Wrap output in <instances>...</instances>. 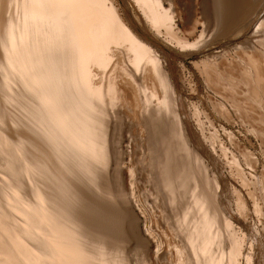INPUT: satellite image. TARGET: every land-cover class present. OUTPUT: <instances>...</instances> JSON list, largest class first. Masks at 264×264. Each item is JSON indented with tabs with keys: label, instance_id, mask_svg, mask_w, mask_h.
Masks as SVG:
<instances>
[{
	"label": "rangeland",
	"instance_id": "obj_1",
	"mask_svg": "<svg viewBox=\"0 0 264 264\" xmlns=\"http://www.w3.org/2000/svg\"><path fill=\"white\" fill-rule=\"evenodd\" d=\"M16 1L17 3H15V0H7V1L0 0L1 3L0 24L1 25L2 24L5 25L6 23L8 24L5 25L6 27L5 30L3 28L4 26L3 27L0 26L1 31L4 30L3 31L4 33L2 32L3 34H1L0 31V37H1L0 39L2 38H4V40L8 39V42L6 43L2 42L3 39L1 40V47L3 48H0V50L5 51L6 54L9 52V54H7L9 56L12 51L13 55L10 56L11 59L9 63H11L12 58L13 60L14 59L16 60L24 59L25 61L28 60L29 56L35 54L37 51V49L35 51L33 48L34 45H37L39 37L41 36L42 39L44 38L43 37L44 35L40 31H39L40 33H38L37 31L35 33L34 31L26 32L25 30L26 28H24L23 26L26 25V23L29 21V17L25 16V14L21 15L22 13L19 12L21 10L23 12L25 11L23 9L25 6L24 0L23 1L19 0L22 2V3L20 2L21 4L18 3V0ZM101 1L102 2L104 1L103 8H111V7L115 8V11L120 17L121 21L123 20L124 24L125 25L127 24L126 26L129 27L131 30H133V32L137 36H139L148 47L152 49L151 51L153 55L156 53L155 55L160 57L159 59H163L165 60V62L167 61L165 66L167 72V78L168 81L170 80L169 81L170 86H172L170 88L174 90V91L172 90V92L174 93L173 97L176 96L178 99V104L182 112L181 117L185 122L186 129L184 130L186 131L184 132L186 133L184 134V137L187 135L186 136L187 138L183 137L184 138L183 140L184 141L187 140L188 142L185 141V144L182 143L181 146L183 147L186 145V147H188L187 148L188 150L185 149L186 147L183 148L185 153L183 152L182 155L185 157L187 153L186 151H189L188 154L190 156L188 155L189 159L186 156L184 158V161H186L187 159L190 161L191 167L195 169L194 172L197 175L200 174L198 175L199 178L201 177L203 179V176L205 175L206 172L207 178L210 181H212V183H214L213 179L217 180L218 187H216L214 184L211 183L210 186L207 188V186H204L202 183V188H205L207 190V191L205 190L206 193H209V195H211L212 197L211 199L213 203L215 200L216 204L215 203L214 204L216 206L218 205V207H222L223 205H226L228 207V213H227L228 221H229V222L227 221L228 225L224 223L225 222L224 214H222L220 211L219 214L220 215L222 214V216L220 215L217 216L216 219L217 221L215 222V226H216L215 228L220 230V234H219L220 236H217L218 240L216 239L217 243L216 245L213 246L214 250L212 248L214 257L216 259H220V260L222 259L221 261L224 262V263L220 262L219 264L221 263L227 264L230 257L229 256L230 252H228L227 250L230 249L229 251H232L234 254L237 252L240 253L239 255L235 254L237 255L238 262L240 264H247L246 258L248 255L252 257V261H253L252 264H264V43H263L264 28H262L264 27V0H243L244 5H242L243 6L241 7L242 9H239L238 14L234 17V21L231 22L232 25L229 23L230 21H228V25L226 26L224 25L215 26L214 23H212L210 26L206 25L207 30H205V32L203 31V28L205 27L204 24L205 21L207 20V16L210 12L214 13L212 8L213 6L212 0H172L174 6V14L169 20L170 28L164 24L155 23L153 18L151 19L150 17H148L147 7L138 0H101ZM157 1H159V3L165 9L168 8L169 6L168 0H157ZM18 4H20V6H18ZM18 8H20V10H18ZM16 9L17 12H14V10L16 11ZM213 15L214 14H212V16ZM6 16L8 19L5 18ZM93 17H95L97 21L98 15L94 14L93 16L90 17L91 18L90 23L92 22L93 24H95L96 21L95 18ZM9 19H12L13 21L11 20L10 23L8 21ZM1 20L2 21L6 20V23L4 21L2 22ZM16 22H19L18 23L19 25ZM93 24L91 26H93ZM16 25L18 26L22 25L20 29L22 28L24 29L20 30L19 27ZM7 26L10 29L13 28L14 29L9 30L7 29L8 28ZM10 26H12V28ZM225 27L228 28L225 29ZM137 28H140L142 30V33L137 31ZM211 29H214L215 31ZM19 31L21 32V34H23L22 37ZM175 31H178V33ZM202 31L203 34H201ZM28 34L29 36H32L31 34H33L35 37L32 36L31 37L32 39L28 41V39L30 38L29 36L27 37ZM10 39L12 40V42H10L11 41ZM34 39L37 41H35ZM32 40H34V42H32ZM178 41H183L182 44L183 43L184 44L182 45ZM124 42L115 41V40L109 42L108 44L109 46L107 45L106 48L108 59L106 60L105 64H103L102 66L101 64L95 62L94 59L92 58L88 59L89 62L87 63V67H89L87 70L89 74L86 72L88 75V80L91 85L94 84L95 86L101 88L102 91L101 98L103 99L102 103L103 106L106 107L105 109L106 112L108 113V117H110L109 122L107 120L106 123L105 120L106 123V124L104 123L105 131L103 130L104 133L106 132L107 135V136L105 135L106 137H104L106 138V142H107V144L104 147L108 148V150H105V154L107 151L108 152L104 156H107V158L105 157H104L105 159L103 158L105 162L99 161V165L103 166L102 168H104L103 169L104 173H103L102 168L100 167L101 172L105 174V176L107 175L106 179L103 177L104 178L103 180L109 183L110 186L112 185L110 189L115 191L117 188L118 189L117 193L119 189L123 187L122 189H124V191L128 195V200L130 199L129 207L132 209V213L134 217L136 216L135 218H137L138 233L143 238V240H146L147 242L146 244L147 248L145 250L144 242H143L144 245L143 246L141 245L142 247H144L142 249L141 246H138L137 245L138 243H136V241L138 242V238L137 239L136 237L131 238V241L127 246V249L129 250L128 256L130 257L129 264L131 263L132 264L134 263L135 264H140V263L141 264H187L188 263L189 264L191 263V261H194V257L192 256V253H190L192 252V248L190 249L189 242H187L186 239L189 226L185 224V221L183 220V216L181 215V213L184 212L185 209L189 210L190 212H194V209L192 207L193 200L191 199L189 192H187V194H183L184 192L181 193L183 189H178L175 193L174 201H170L169 193L166 192L164 188H161L160 183H159L160 185H157L160 176L157 174L159 173V169L157 167L156 157L157 155L161 154L162 150L160 152V150L157 149L160 148L159 144L156 147L154 145L155 142L153 143L152 139H151L152 142L148 140V136H149L148 128H150V126L149 125L144 126V124H142L144 123L143 122L144 111L142 106L147 104L146 103L147 100L145 102V99L151 98L150 100L155 105L156 99L162 96V92H161L162 87H160V84L158 83L159 82V80L157 79L158 75L155 74L154 67H152L150 64H147L146 62H143L145 60H143L140 63L141 67L137 68L136 70L135 66L137 62L133 60L130 49L126 47L127 42L125 43ZM192 42L194 43V45ZM13 43L14 45H12ZM3 45H6L7 47ZM31 45H32L31 49L33 50L31 49L29 50ZM23 47L25 48L23 49ZM27 50L30 51V53H28ZM3 51L2 53L1 52L0 53L4 55L5 53ZM31 51H33L32 52L33 54L31 53ZM24 56L25 58H23ZM3 58H0V60L1 59L3 60ZM90 62L92 64H90ZM29 64L26 63L23 67H21L22 69H24V71L20 70L19 72L17 69H15V72H13V74L17 75L18 77L20 76L19 74L21 73L25 77L23 78V76H20L19 78L21 79L15 77L17 78L19 85L24 82V79H26L25 81H27L28 79L27 77H29L28 70L32 68V67L30 68L31 65L29 66ZM11 67L9 66V68ZM11 71H14V68L13 69L11 68ZM30 71L32 72V69ZM89 76L91 79L89 78ZM25 83L26 82L21 84L20 87H18L19 85L15 86V90L18 91L20 95H22L21 96L22 99L25 100V102L27 101V104L24 105V107L26 108H23V110H26L24 111L25 113H22L23 111L22 109L18 111L17 106L14 103L3 104V102L0 101L4 106L8 105L7 106L8 108L12 106L11 107L12 111H10V109H6L7 108L6 106H5L6 108L3 105L0 106L2 107L0 111L6 113L4 121H7V122L3 121L4 123L2 124H4V126L6 127L8 125L7 128L6 127L4 128L3 125L0 123V125H2L0 126V128L1 131L3 130L2 132H4L5 129H7L8 132L7 131L5 132L9 133L10 135L13 134L12 132H15L14 134L17 135V132L19 133L21 131L20 132L21 134L20 133L18 134L19 136L25 137L26 135H28L30 137L33 135L32 133L31 135H29L30 131L27 129L28 126L30 127V125L32 126V124L30 123V125H28L29 119L28 117H25L23 115L26 113H27L26 115H29L30 111L31 112L33 111L34 103L36 102V101L34 102V100H36V97L33 94H36V92L39 93L38 91L40 89V86L37 85L38 84L41 85V84L35 83V86L37 88L36 90L35 86L33 85L34 83H32L31 86L32 85L34 86L33 88L34 93H32L33 90H30L32 89V87L29 86L28 87L29 89L26 88L28 85L26 84L27 86H25ZM138 85L140 88L138 87ZM44 86L41 85V89L44 88ZM141 87H143L142 91H141ZM166 91H168V89ZM28 100L30 104L34 102L32 105L33 109L30 108L31 106L29 107L30 104H28L29 103ZM27 108L28 109L30 108L29 113ZM17 115L23 116L24 122L22 123V127L21 124L20 126H18L19 124H14L13 120H11L14 116L16 118ZM8 117H10L11 119ZM111 117L115 118V120L111 119ZM9 120H11V122ZM11 123H13V125ZM176 124H177L176 126L177 131L183 127V125L181 126V124L179 123ZM14 125L16 129L17 127L18 128L20 127L18 129L19 131L16 129L13 130ZM11 130L12 132H10ZM22 131H28V132L27 133L24 132L26 134L25 135ZM3 134L0 132V139H2L0 141V145H2L0 146L1 159L3 154L2 152H4L3 155H5V158L4 156L3 158L6 159V156H8L9 159L8 157L7 159L10 162H15L17 166L21 165L20 161L22 162L23 166L25 165V163L27 164L30 146L24 144L26 147H23L24 145L22 146L21 148L22 153L20 155L19 153L14 154L15 151L12 153L13 149L11 147L10 150L6 144L4 145L2 144L4 143ZM9 134L7 136L13 138V135L9 136ZM28 136H26V138ZM174 139L173 141H176ZM153 145L155 146V148ZM152 146L153 149H151ZM4 148H6L5 151L3 150ZM23 149L26 151H24ZM156 149L160 153L158 151L156 152ZM9 150L11 151V153ZM153 150L156 152V155L154 154L155 152ZM150 151L152 152V155ZM193 152L195 154H193ZM9 154L11 155V158ZM22 154L23 156L26 155L24 156L26 158H24L23 161L17 159L19 157L22 158L21 156ZM35 154L36 153L31 154L30 157H34ZM196 154L199 155L198 160L195 159V157L197 156ZM148 155L151 157H149ZM4 159L0 160V164L4 163L7 160ZM193 160L195 162L197 161L196 162L197 165H195V162ZM188 162L186 161L185 163L187 164ZM152 164L154 165V167ZM198 164L202 165L201 166V169L203 168L202 170L198 169ZM3 165L4 166H2V164L0 165V174L2 176L4 175L7 178V181L5 177H1L0 175V181H1L0 193L1 192L3 193V195L1 193L0 196V205H1L0 210L3 209L6 210L3 211V214L5 212L6 216L4 214L3 220L2 218H0L2 220L0 222L6 220L5 221L6 223L7 221H10L9 219H14V220H12L13 223L12 221H10L11 223L8 222L9 224L8 223L4 224V222L2 224L0 223L1 224L0 226L3 225V227L0 228V247H1L0 255L3 252L2 253L3 255H1L0 257V264L2 262H5L6 264H16L15 262H17V264H35L37 260H39L40 258L44 259V257H41L40 254L38 255L37 252H36L37 255H34L35 252L32 253L33 250L27 247L29 242H31V240L32 242H35L36 240L34 239L38 237L39 241H42L40 242L42 245L41 247H43V244L44 245L47 243L51 244V242L52 244L56 243L54 242V240L47 241V239L44 238L45 236L43 237L44 234L42 233H44L48 229V228L45 229V227L50 226V220L48 218L46 219V221L45 220L43 221L45 216L44 213H47L46 212L47 209L45 208L47 206L44 205L42 202H38L37 197L34 198V196L37 193L36 192L37 187H43L41 189L46 188L45 183L42 182L45 179L40 178L42 177L40 175H38V177L35 178L36 174L35 173L30 174L29 171L25 170V168H23L21 172L16 165L15 168L14 166L13 167L11 166L13 170L10 169L11 167L5 166V164ZM6 168L9 169L5 170ZM4 170L6 171V173H4ZM203 170L205 171L204 175L201 174L203 173ZM1 172H3V174ZM119 172L120 175H118ZM9 173L10 174L15 173L14 174L15 177L13 175H9ZM130 173H132L133 176H131ZM8 175L10 176V178ZM157 175L159 176L158 179L156 178ZM19 176H21V179H16V177L20 178ZM24 176L28 177L29 179L22 178ZM34 178L36 179V181H33ZM2 180L4 181V183H2ZM16 182L17 184H15ZM21 182L24 184L23 186L24 189H22L23 187L20 186L23 185L21 184ZM40 182L41 185L39 184ZM105 182L102 183L105 185ZM30 183L32 184V187H29ZM36 183L39 185H37ZM115 183L117 186L115 185ZM14 184L16 187L15 189L13 187ZM9 186L11 187V189L13 187V189L10 191H9L10 189ZM27 186L29 188H27ZM34 186H35L34 188L35 190L33 189ZM106 186H108V184ZM50 188L51 187H49L48 190ZM53 188L54 187L52 186L51 189ZM17 189H19L18 190L19 194L16 195L15 192L17 191ZM46 189L44 190V192L46 191L45 193H47ZM21 190L23 191L22 194L20 193ZM54 191L55 190L53 189L52 193H54ZM114 191H113V195L116 196L117 194L116 192L114 194ZM31 193L34 194L33 197L32 195H30ZM50 193L51 192L48 191L47 194ZM18 195L19 196L22 195L21 196L22 198L21 197L18 198L19 197ZM29 195L31 196V198ZM182 195L185 196V198H183ZM187 196L190 197L189 200L188 198L186 199ZM9 197L10 198L13 197L12 199L15 198L14 199L15 202L12 199L10 200ZM28 197L30 199H28ZM3 198H6L4 199L5 204L3 202ZM32 198H34V202L29 201ZM16 199L19 202H16ZM181 199L184 200L183 202H186V204L188 200L189 204L186 205L185 203L182 202ZM177 201L180 202V204H177L178 203ZM27 202L30 203L28 204ZM26 203L29 205V207H27L28 205ZM174 203H176L175 206ZM14 204H16L18 208L13 209L14 207H17ZM39 204L40 206L41 205L42 206L40 207ZM2 205H4L3 206L4 208H2ZM31 205L33 207H31ZM185 206L189 207V209L186 208ZM38 207L40 208L39 209L40 211L37 210ZM178 207L180 208L182 207L183 209H179V210L176 209ZM10 210L16 212L18 215L16 213L12 215L13 212L11 211L12 212L11 213ZM27 210L30 212L29 214L27 213ZM7 212L9 215L7 214ZM35 212L37 214H35ZM171 212H173V217L172 215H170ZM0 213H1L0 217H2V211ZM39 215H42L43 218ZM15 216H17V219H19L18 221L20 222V225L25 221L23 223L24 225L22 224L20 226L18 224L19 222L18 221L16 222ZM22 216H24L26 219ZM30 216H33V219L35 221L33 220L31 221ZM34 217L38 219L40 217V219L37 220ZM179 219H181V221ZM26 220L32 222L33 226L35 227L37 226L36 232H38L37 233L38 235L36 234V232L31 230L29 231L26 229L27 227L28 229H32L30 223L27 226L28 221ZM36 220L37 223L39 222L42 225L44 223L45 227L42 225L41 227H38L39 224L36 223ZM178 220L180 221V224ZM40 221H42L43 223ZM218 222L219 225L217 224ZM183 223L186 225V227ZM10 225L11 226L13 225V227L14 226L17 227H14L15 229L14 230L13 227H11ZM183 225L185 229L181 230ZM7 226L9 229L7 228L5 229V227ZM24 226H25V230L22 229V227L24 228ZM38 228L40 230L44 229L43 230L44 232L39 231ZM5 230L6 231L9 230L10 232L12 231L13 233L24 231V233L27 235V237H25L26 242L25 241L19 242L21 243L19 246L17 240H13L14 243H12L11 239L7 241L9 243L5 242V240H7L9 237V236L6 237V235H9V233L5 234L4 233ZM32 232L35 233V234L33 233L34 234L33 238H32L33 235ZM39 232L41 233L39 234ZM13 233H10V235L15 234ZM30 233L32 235H30ZM230 233L234 234L232 238L233 243L231 242ZM179 234H183V237L182 235ZM12 237L13 236H10V238ZM30 237L32 239H29ZM43 240L47 243H45ZM3 242H5V244L7 243L8 246H6L7 244L4 245ZM183 244L185 245V248L182 247ZM229 244H231L232 246ZM23 246L26 247L23 248ZM9 247H12V249H14L15 247L16 254H14L15 253L14 251H13L14 253H10L9 250H11V248ZM21 248H23L22 249L23 251H21ZM18 249L20 250L19 251L20 253L17 252ZM54 252H53L54 255L57 252L60 253L59 250L56 251L54 250ZM126 252L128 251L126 250ZM188 252L190 254H188ZM59 253L57 255L58 257L56 255L54 257L50 256L47 257V260L45 259L44 262L42 259L41 261L39 260L38 261L39 263L36 264H40V263L52 264V262L53 264L55 263L61 264V262L59 261L60 260ZM144 253L147 254L145 255ZM4 254L5 255L8 254L7 258L4 256ZM19 255L21 256L20 258L23 259H20ZM25 255L29 257L25 259L24 257ZM144 255L147 257V259ZM186 255L188 257L189 255H191L189 257L190 261L186 260L187 258ZM32 256L34 257L36 256L39 259L38 258L34 259L33 257L34 260L36 259L37 260L35 262L32 259L33 262L32 263L31 262ZM135 258H136V262H134ZM140 259L142 261L145 260L146 263L142 262ZM22 261L24 262L21 263ZM138 261L140 263H138Z\"/></svg>",
	"mask_w": 264,
	"mask_h": 264
},
{
	"label": "bare ground",
	"instance_id": "obj_2",
	"mask_svg": "<svg viewBox=\"0 0 264 264\" xmlns=\"http://www.w3.org/2000/svg\"><path fill=\"white\" fill-rule=\"evenodd\" d=\"M21 1H23V0H21ZM21 1L18 0V3H20ZM138 1L147 7V16L150 17L151 19L153 18L155 23H161V24H164L170 28L169 20L171 19V17L174 14V6L172 3V0H168L169 6L166 9L157 0H138ZM103 2L101 0H24L25 6L23 9L25 11L23 12L21 10L19 12L22 13V14L20 13L21 15L25 14V16H28L29 21L28 22L26 21L27 23L23 27L26 28L25 29L26 32L27 31L28 32L34 31V33L36 31L38 33L41 32L44 35L43 36L44 38L42 39L41 36L39 37L37 45H34V48H33L35 51L37 49V51H36V53L34 52L35 54H33L32 53L33 51H31V53L33 55H30L28 60H26L28 62H26L24 59H20V60L14 59L13 60V58H12L11 63H9V61L11 59L10 56L13 55L12 51H11L12 54L10 53V56H9V55H7V54H9V52L6 54L5 51L0 50L1 53L3 51L5 53L4 55H6V56H4L3 54L0 53V55H1L0 58L4 57L3 60L1 59L2 61L0 60V101H2L3 104L4 103H6V104L14 103L17 106L18 111H20V109L23 110V108H26V107H24V105L27 104V101L25 102V100H23L21 97L22 95H20L19 92L15 90V86L19 85L17 78H15L18 76L13 74V72H15V69H17L19 72H20V70L24 71V69H22L21 67H23L26 63H28V64L30 63L29 66L31 65L30 68L32 67L31 68L32 72H31L30 71L31 69L28 68L29 66L28 65H27L28 67L26 66L29 69L28 70L29 77H27L28 78L27 81H25L26 79H24V82H26L25 86L28 85L26 88H28L29 86L32 87V89H30V90H33L32 93H34L33 88L35 86V83H40L42 86L45 85L44 88H42V89H41V85H39V84L37 85V86H40L41 90L39 89V91H38L39 93L36 92V94H33L36 97V100H34V102L35 101L36 102L35 103L33 102L34 103V109L32 106L33 103L30 104V102L28 100V102H29L28 104H30L29 107L31 106L30 108H32L33 111L31 112L29 110L30 108L29 109L27 108L28 113L30 111V114L26 115L27 114L26 113L23 115L25 117H28V119H29L28 125H30V123H31L33 126L32 127L30 125V127L28 126V129H27L30 131L29 135H31V133H32L33 136L29 137L28 135H26L24 133V132L27 133L28 131H22L26 136H28L27 138H26V136L21 137L18 135L21 131L19 133L17 132V135H18L17 136L14 134L15 132H12V130H11L10 132L13 133V134H11V135H13V138H12V137L7 136L9 134V133H7L8 132L7 129H5V131H7V132H5V131L2 132L3 130L1 131V128H0V132L2 134L5 133V134H3L4 143H2V144L3 145L6 144L10 150L12 148L13 149L12 153L15 151L14 154L19 153V155H20L22 153L21 148L24 144L30 146L29 147L30 151L28 153L29 157L27 156L28 157L27 164L25 163L26 166L25 165L23 166L22 162L20 161V160L23 161V159L26 158V157H24L26 155L23 156V154H22L21 155L22 158L21 157L17 158V159H20L19 161L22 165V166L21 165L17 166L15 162H10L8 160L9 159L8 156H6V159L8 157L7 160L4 159L5 158V155H3L4 152H2L3 153L2 159L6 160V161L5 162L3 161L4 163H1L2 166H4L3 164H5V166H8V167L14 166V168L17 166V168L21 172H22L23 168H25V170L30 172V174L35 173L36 177L34 176L35 174L33 175L35 178H37L38 175L42 176L40 178L45 179L42 182H44L46 185L47 189L46 188L45 189L47 190V193H48V191L51 192L50 194H47V193H45L46 191L44 192L45 189H41L43 187H37L36 188L37 193L34 196V198L37 197L38 202H42L44 205L47 206V207H45L47 209V211H46L47 213H44L45 216H44L43 221L44 220L46 221V219L48 218L50 220V226L45 227L44 226L45 224L42 221H40V222H42L43 225L40 224L39 222L37 223V220H39L40 217H39V219L35 218V217L34 218L37 219L36 223L39 224L38 227H41V225H42L45 227V229L48 228L45 232L43 231L44 229L40 230L38 228L39 231L44 232V233H42V234H44L43 237L45 236L44 238H46L47 241L48 240H52V241L54 240V242H56V243L52 244V242H51V244L50 243L48 244L47 242H45L43 240L48 245L43 244V247H41L42 245L40 242H42V241H39L38 237L36 239H34V240H36L35 242H32V240H31V242H29L30 241L29 240L28 241L29 244L27 245V247L29 249L33 250L32 253L35 252L34 255H37L36 254V252H37L38 255L40 254L41 257H44V259L43 258L39 259L36 256L35 257L32 256L31 262H32L33 257H34V259L38 258L40 261L43 259V262H44L45 259L47 260V257H50V256L54 257L55 255L57 256L59 252H57L54 255V253H55L54 250L55 251L59 250L60 251V253H59L60 260L59 261L61 262V264H129L130 263L129 262L130 257L128 256L129 250L127 249V246L129 244V242L131 241V238H135V237H136V239L138 238V242L136 241V243H138L137 245L143 246L145 243V245H144L145 250L147 248L146 247V244H147L146 240H143V238L138 233L137 218H135L136 216L134 217V215L132 213V209L129 207L130 199L128 200V195L126 194L124 189H122L123 187L121 189H119L118 193H117V190H118L117 188L115 191L110 189V187L112 185L110 186L109 183H107L103 180L104 178L106 179L107 175L105 176V174H103L104 168H102L103 166L99 165V161H104V159L107 158V156H104L108 152L107 151L105 154V150H108V148L104 147L107 144L106 138H104L107 136L106 132L104 133V131H105L104 125L107 123V120L109 122L110 117H108V113L106 112V109H105L106 107L103 106V103H102L103 99L101 98L102 97L101 88L98 86H95L94 84L91 85L89 80H88L87 70L89 67H87V63L89 62L88 59L92 58V59H94L95 62L101 64V66L103 64H105L106 60L108 59V55L106 53L107 45L109 44L110 41L115 40V41L127 42L126 47H128V49H130L133 60L137 62L136 66H135L136 70H137V68L141 67L140 63L143 60H145L143 62H146L147 64H150L152 67H154L155 74L158 75L157 76V79L159 80L158 83L160 84V87H162L161 88L162 96H160L158 98L156 97L157 99H156L155 105L150 100L151 98L145 99V102L147 100V102H146L147 104L144 105L145 108H144V106H142L143 111H144V119H143L144 123H142V124H144V126L145 125L150 126V128H148V133H149L148 134L149 135L148 140L151 141V139H152L153 143L155 142L154 145L156 147L159 144L160 148L161 147L163 148V149L157 148L158 150H160V152H161V150L163 152V154L161 152V154H160L161 156L157 155V157H156L157 158V160H156L157 161V167L159 169V173H157V174L160 176V178L158 175L156 177L157 179L159 178V180H160V181L158 180V182L156 181L158 183L157 185L161 184L160 185L161 188H164L166 190V192L169 193V195H170L169 200L170 201H174L175 193L178 189H183L184 191L183 190H182V192L180 191L181 193L184 192L183 194H187V192H189L190 197L193 200L192 207L194 209V212H190L189 210H186V209L184 210V212H182V210H181V212H182L181 215L183 216V220L185 221V224L189 226L188 233L186 235V239H187V242H189L190 249L192 248V252H190V253H192V256L194 257V261H191V263H189V264H219L220 262H223V261H221L222 259L221 260L216 259L213 255V251H212L213 246L216 245V243H217V241H216V239L218 240L217 236H220L219 235L220 230L215 228L216 227L215 222L217 221L216 220L217 216H219L220 215L219 213L221 212L222 214H224V220H225L224 223L227 224L228 207L226 205H223L222 207H218V205L216 206L215 200L213 199L214 203H215L214 204L212 202L211 195H209V193H206L207 190L205 188H202V183L204 186H207V188H208L210 186V184L212 183V181H210L207 178V176H206L207 174L204 170H203V173L198 172V173H201L203 175L205 172V175H204L205 177L203 176V179L201 177L200 178L198 177V175H200V174L197 175L194 172L195 169H193V167H191V163L188 160L189 159V157H188L189 151L185 150L187 152L186 156L188 157V159L186 161L187 162L189 161V162L186 164L185 163L186 161H184V158L186 156L184 157L182 154L184 152L183 148H185L186 145L182 147L181 144L182 143L185 144V141L188 142L187 140H185V141L183 140L184 138H187L186 137L187 135L184 137V134L186 133V132H184V131H186V130H184V129H186L185 128V122L183 121V119L181 117L182 112H181L180 106L178 104V99L176 96L173 97V95H174V93L172 92L173 89L170 88L172 86H170V84H169L170 80L168 81V78H167V72L165 69L167 61L165 62V60L159 59L160 57L155 55L156 53L153 55V53L151 51L152 49L150 47H148L142 41V39L133 32V30H131L129 27H127L126 26L127 24L125 25L123 20L121 21L120 17L118 16V14L115 11V8H113V7L103 8L104 7ZM15 3H17L16 0H15ZM20 4H18V6H20ZM212 5L211 6L213 8L214 13L210 12L208 14L207 20L205 21V24H204L205 27L203 28L204 32H205V30H207L206 27L210 26L212 23H214L215 26L216 25L226 26V25H228V21H230L229 23L231 24V22L234 21V17L238 14L239 9H242L241 7H243L242 5H244V4H243V0H212ZM14 6H16V5H14ZM205 9H206V7H205ZM18 10H20V8H18ZM14 12H17V9H16V11L14 10ZM94 14L98 15L97 21H96V18L93 17V18H95V21H96V23L94 22L95 24H93L92 22L90 23V21H91L90 17L93 16ZM212 14H214V15L212 16ZM5 18L8 19L7 16ZM23 18H25V17H23ZM11 20L12 19H9L8 21L11 23ZM18 20H19V18H18ZM114 20L116 21V23ZM21 21H23V20H21ZM4 22L6 23V20ZM16 23L18 24L19 22H16ZM20 24H22V23H20ZM24 24H25V22H24ZM92 24H93V26H91ZM5 25H8V24L6 23ZM5 25L0 24V26H2V27L4 26L3 27L4 30L6 28ZM18 25H16V26H18ZM21 26H18L19 29ZM10 27L12 28V26H10ZM24 28H22V29H24ZM227 28L228 27H225V29H227ZM262 28H264V27H262ZM7 29L13 30L14 28L10 29L8 27ZM22 29H20V30H22ZM171 29H173V28H171ZM214 29H211V30H214ZM0 31H1V28H0ZM3 31H1V34L4 33ZM137 31L142 33V30L140 28H137ZM203 31L201 34H203ZM175 32L178 33V31H175ZM11 34H13V33H11ZM20 34H21V32H20ZM22 35L23 34H21V37H22ZM31 35L34 36L33 34H31ZM204 35H205V33H204ZM28 36H29V34L27 35V37ZM32 36H29L30 38L28 39V41L32 39L31 38ZM37 38H35V39H37ZM2 39L4 40V38H2ZM2 39H0V48H3V47H1V40ZM3 40H2V42H5V43L8 42V39H5L4 41ZM26 40H27V38H26ZM34 40H32V42H34ZM14 41H15V39H14ZM35 41H37V40H35ZM10 42H12V40ZM178 42H180L182 44L183 41H178ZM192 43H189V44H192ZM196 43H197V41H196ZM113 44H114V42H113ZM12 45H14V43ZM193 45H194V43H193ZM3 46H6V45H3ZM19 46H22V45H19ZM24 48L25 47H23V49ZM31 48H32V45L29 48V50ZM33 49H31V50H33ZM27 52L30 53V51H28V50H27ZM2 55H3V57H2ZM22 55H23V53H22ZM23 58H25V56ZM90 64H92V63L90 62ZM9 66L10 67L12 66L11 68L12 69L14 68V71H11V68H9ZM19 75L23 76L22 73ZM19 77H18V79H21ZM23 78H25V77L23 76ZM89 78H90V76H89ZM23 83H21V84H23ZM32 83H34L33 84L34 86L33 85L31 86ZM21 84L18 87H20ZM138 87H139V85H138ZM35 88H36V86H35ZM142 88L143 87H141V91H142ZM22 89H23V86H22ZM167 89H168V91H166ZM36 90H37V88H36ZM144 92H145V89H144ZM32 97H34V96H32ZM147 97H145V98H147ZM2 102H0L1 103L0 106L3 105ZM11 107H9V108L7 107L6 109H10V111H12ZM0 109H2V107H0ZM13 110H16V109H13ZM24 111H26V110H23L22 113H25ZM5 114L6 113H3L0 111V121H1L0 123L1 124L4 122H7V121H4L5 116H6ZM111 114H113V113H111ZM167 115H169L170 118ZM21 116L17 115L16 118L14 116L13 118L15 120L12 118V116H11L12 119L10 117H8V118L13 120L14 124H19L18 126H20V124H21V127H22V123L24 122V119H23V116H22V118H21ZM107 117H108V119H107ZM111 119L115 120V118H112V117H111ZM116 119H118V118H116ZM11 120H9V121L11 122ZM105 120H106V123H105ZM9 121H8V123H9ZM8 123H6V124H8ZM176 123L181 124V126L183 125V127L181 129H179L178 131L176 130V126H177ZM11 124L13 125V123H11ZM2 125L4 128L6 127V126H4V124H2ZM2 125H0V126H2ZM3 127H2V129H3ZM7 127H8V125H7ZM9 127H11V126H9ZM19 128L17 127V129H16L15 125L13 126V130L14 129L18 130ZM9 129H12V128H9ZM11 135L9 134V136H11ZM173 139L176 141H173ZM1 140L2 139H0V141ZM159 141H160V143H159ZM148 143H149V141H148ZM102 145H103V147H102ZM0 146H2V145H0ZM153 146L151 149H153ZM155 146H154V148H155ZM23 147H26V146L24 145ZM150 147H151V145H150ZM113 148H115V147H113ZM187 148L188 147H186L185 149H187ZM157 149H156V152L158 151ZM3 150L5 151L6 148H4ZM24 151H26V150H24ZM156 152L154 153L155 155H156ZM10 153H11V151H10ZM33 153H36L35 156L30 157V155ZM193 154H195V153L193 152ZM151 155H152V152H151ZM162 155H163V157H162ZM3 156H4V158H3ZM195 156H193V157H195ZM14 157H12V158H14ZM149 157H151V156H149ZM10 158H11V155H10ZM109 158H110V156H109ZM2 159L0 157V160H2ZM195 159L198 160L199 155H197L195 157ZM146 160H145V162H146ZM16 162H18V161H16ZM196 162H195V165H197ZM14 163L16 166L14 165ZM2 166H1V168H2ZM201 166L202 165L198 164L199 170L203 169V168L201 169ZM12 167L10 168L11 170H13ZM100 167L102 168L103 173L101 172ZM153 167H154V165H153ZM196 168H197V166H196ZM8 169L6 168L5 170H8ZM5 170H4V173H6ZM1 173L3 174V172H1ZM25 173H26V171H25ZM132 173H130L131 176H133ZM14 174L9 173V175H13L15 177ZM30 174H29V176H30ZM153 174H155V173H153ZM118 175H120V172L118 173ZM25 176L22 178H28ZM1 177H5V176L1 175ZM19 177L20 178L16 177V179H21V176H19ZM115 177H117V176H115ZM9 178H10V176H9ZM35 178L33 181H36ZM118 179H119V177H118ZM3 180H2V183H4V181H5V180L4 181ZM6 181H7V178H6ZM9 182H10V180H9ZM102 182L103 183L105 182V185ZM213 182L214 183H212V184H214L216 187H218L217 180L213 179ZM15 184H17V182ZM15 184L13 186L14 189L16 188ZM21 184H23V183L21 182ZM39 184L41 185V182ZM39 184H37V185H39ZM107 184H108V186H106ZM18 185H19V183H18ZM115 185H116V183H115ZM155 185H156V183H155ZM155 185H154V187H155ZM20 186L23 187L24 184L20 185ZM47 186H49L51 188L53 186L54 187L53 189L55 190L54 193H52L53 189L50 188L51 190L50 189L48 190L49 187H47ZM160 186H158V187H160ZM13 187H12V189H13ZM29 187H32L31 183H30ZM29 187L27 186V188H29ZM27 188H25V189H27ZM34 188H35V186L33 187V189ZM12 189L10 187L9 191ZM22 189H24V187ZM18 190L19 189H17L16 192H18ZM212 190H214V189H212ZM3 191H6V190H3ZM111 191H112V193H111ZM113 191H114V194L116 192V194H117L116 196L113 195ZM16 192H15L16 195L19 194V192L18 193H16ZM22 192L23 191L21 190L20 193L22 194ZM1 193H0V196H1ZM2 195H3V193H2ZM30 195H32V197H33L34 194L31 193ZM217 195H218V193H217ZM21 196H19L18 198H20ZM25 196H24V198H25ZM182 197L185 198V196H183V195H182ZM190 197L187 196L186 199L188 198V200H189ZM12 198L13 197H11V198L9 197L10 200ZM30 198H31V196H30ZM30 198L28 197V199H30ZM34 198H32L33 200L31 199L29 201L34 202ZM4 199H6V198H3V202L5 201ZM14 199H12V200L15 202ZM188 200H187V204H189ZM183 201L184 200H182V202ZM14 202H12V203H14ZM16 202H19V201H17V199H16ZM176 203H174V206ZM183 203L186 204V202H183ZM4 204H5V202H4ZM177 204H180V202H178ZM14 205L17 206L16 204H14ZM3 206L4 205H2V208H4ZM39 206H40V204H39ZM170 206H172V205H170ZM174 206H172V207H174ZM0 207H1V205H0ZM27 207H29V205ZM31 207H33V206L31 205ZM192 207H190V208H192ZM15 208H18V206L14 207L13 209H15ZM164 208H162V209H164ZM183 208H184V206H183ZM183 208L178 207L176 209L179 210V209H183ZM186 208L189 209V207H186ZM9 209H11V208H9ZM39 209L40 208L38 207L37 210H39ZM12 210H10V212ZM28 210H27V213L29 214L30 212ZM42 210H43V208H42ZM174 210H175V208H174ZM174 210H173V212H174ZM1 211H2V217H0V218H2V220H3L4 214L6 216V213L4 212V214H3V211H6V210L3 209V210H0V212ZM17 211H18V209H17ZM12 212H11L12 215L16 213L14 211H12ZM44 212H45V210H44ZM173 212H171L172 214L170 213V215H172V217H173ZM7 214H8V212H7ZM35 214H37V213L35 212ZM41 214H43V213H41ZM222 214L220 216H222ZM39 216H41L43 218L42 215H39ZM15 217L14 218L16 219V222H17L19 219H17V216H15ZM22 217H24V216H22ZM30 217H31V221L32 220L35 221L33 219V216H30ZM174 217H177V216H174ZM5 218H4V220H5ZM7 218H9V217H7ZM2 220L0 219V221H2ZM9 220L12 221L14 219H9ZM22 220H23V218H22ZM179 220L181 221V219H179ZM5 221H3L4 224L10 222V221H7L5 223ZM26 221H28V220H26ZM180 221H179V224H180ZM218 221H219V219H218ZM3 222H0V223L2 224ZM12 223H13V221H12ZM29 223L31 224L30 226L32 229L33 228L34 229L36 228V229L35 230L34 229L33 230L28 229L27 226L29 225ZM18 224L20 225V222ZM25 224H27V223H25ZM37 224H34V225H37ZM217 224L219 225V222ZM177 225H178V223H177ZM184 225L182 226L181 230L185 229L186 225H185V227H184ZM25 226H24V228L22 227V229L25 230ZM27 226H26L27 230H29V231L31 230L34 232L37 231V226L36 227L33 226L32 222L28 221ZM2 227H3V225L0 226V228H2ZM11 227H13V225ZM14 227H17V226H14ZM14 227H13V229H14ZM6 228L9 229L8 226L5 227V229ZM5 231H4L5 234L9 233V235H6V237L9 236L8 239L6 238L7 240H5L3 238L5 240V242H7L8 240L11 239L12 243H14L13 240H17L18 246H19L21 244L19 242H23L26 240L25 237H27V235L24 233V231L16 232V233L14 232L15 234L12 231L10 232L9 230H8L9 232L6 231L7 233ZM34 232H32V234ZM10 233H13L14 235H10ZM37 233L38 232H36V234ZM40 233L41 232H39V234ZM182 233H183V231H182ZM32 234L30 233V235H32ZM34 234L32 235V238L34 237ZM179 235H182V237H183V234H179ZM233 235L234 234L230 235L232 243H233V241H232ZM10 236H13V237L10 238ZM41 237H42V235H41ZM32 238L30 237L29 239H32ZM228 240H230V239H228ZM5 242H3L4 245L9 243V242H7L5 244ZM187 242H185V243H187ZM231 244H229V245H231ZM183 245H182V247L185 248V245L184 246ZM6 246H8V244ZM132 246H133V243H132ZM142 246H141V248L143 249L144 247H142ZM24 247H26V246H23V248ZM9 248H11V250H9L10 253L15 252V247H14V249H12V247H9ZM23 248H21V251H23L22 250ZM187 248H188V245H187ZM126 250L128 252H126ZM213 250H214V248H213ZM229 250H227L228 252H230V255H229L230 257H229L227 264H234V263L240 264L238 262L237 255H235V254L239 255L240 253L237 252L234 254L232 251H229ZM19 251L20 250L18 249L17 252L20 253ZM2 253H1V255H3ZM5 253H7V252H5ZM29 253H30V250H29ZM190 253L188 252V254H190ZM14 254H16V252ZM144 254L146 255L147 253H144ZM1 255H0V257H1ZM7 255L8 254H6V255L4 254V256L6 258H7ZM190 256L191 255H189V257ZM20 257L21 256L19 255V258ZM24 257H25V259H27V257H29V256L25 255ZM189 257L187 256V258H188V259L186 258L187 261L188 260L190 261ZM227 257H226V259H227ZM136 258H135L134 262H136ZM20 259H23V258H20ZM146 259H147V257H146ZM36 260H34V261L36 262ZM39 260H37L36 263H39L38 262ZM52 260H54V259H52ZM56 260H58V259H56ZM186 260H184V261H186ZM246 261H247V264H252V262H253L252 257L250 255H248L246 258ZM23 262L24 261H22L21 263H23ZM142 262L146 263L145 260ZM2 263H5V262H2ZM15 263L17 264V262H15ZM138 263H140V262L138 261ZM42 264H44V263H42ZM52 264H53V262H52Z\"/></svg>",
	"mask_w": 264,
	"mask_h": 264
}]
</instances>
